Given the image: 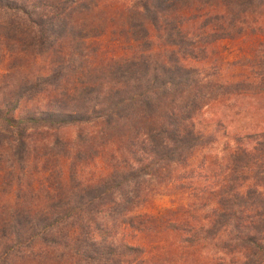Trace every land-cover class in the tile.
<instances>
[{"label":"trees","instance_id":"obj_1","mask_svg":"<svg viewBox=\"0 0 264 264\" xmlns=\"http://www.w3.org/2000/svg\"><path fill=\"white\" fill-rule=\"evenodd\" d=\"M262 31L264 0H0V264H143L137 211L218 142L205 110L264 94V47L230 82L210 46ZM217 177L206 237L264 264V132Z\"/></svg>","mask_w":264,"mask_h":264},{"label":"rangeland","instance_id":"obj_2","mask_svg":"<svg viewBox=\"0 0 264 264\" xmlns=\"http://www.w3.org/2000/svg\"><path fill=\"white\" fill-rule=\"evenodd\" d=\"M111 45L107 39L105 46L110 53L114 49ZM262 47L264 31L247 32L237 39L212 44L208 58L217 64L226 81L254 80L257 68L250 60ZM218 121L224 123V129L215 145L199 151L192 160L194 175L187 172L178 176L138 209L140 214L156 217L160 230L155 239L139 234L135 240L147 248L143 264H234L232 255H226L221 246L229 234L207 238L205 231L216 219L213 214L217 200L213 191L223 158L236 148L240 137L264 132V94H245L208 108L199 120V127L213 132ZM185 237L191 240L183 242Z\"/></svg>","mask_w":264,"mask_h":264}]
</instances>
